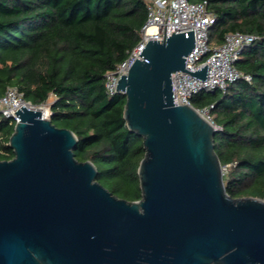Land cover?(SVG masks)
I'll return each mask as SVG.
<instances>
[{
  "label": "water",
  "instance_id": "95a60500",
  "mask_svg": "<svg viewBox=\"0 0 264 264\" xmlns=\"http://www.w3.org/2000/svg\"><path fill=\"white\" fill-rule=\"evenodd\" d=\"M193 30L149 39L126 74L124 118L143 137L142 197L127 200L74 155L69 128L21 104L0 160V264H264V199L226 191L214 125L174 102L172 74L204 79L186 56Z\"/></svg>",
  "mask_w": 264,
  "mask_h": 264
},
{
  "label": "trees",
  "instance_id": "16d2710c",
  "mask_svg": "<svg viewBox=\"0 0 264 264\" xmlns=\"http://www.w3.org/2000/svg\"><path fill=\"white\" fill-rule=\"evenodd\" d=\"M207 1L215 15L210 45L232 31L258 38L235 62L250 80L198 92L191 104L214 105L227 193L264 199V0ZM146 18V0H0V97L15 86L32 104H49L52 123L78 138L75 157L91 160L97 180L131 201L142 197L143 137L127 127L126 95L107 93L105 74L130 57ZM14 127L0 113V160L14 157L8 145Z\"/></svg>",
  "mask_w": 264,
  "mask_h": 264
},
{
  "label": "built area",
  "instance_id": "2783aa9c",
  "mask_svg": "<svg viewBox=\"0 0 264 264\" xmlns=\"http://www.w3.org/2000/svg\"><path fill=\"white\" fill-rule=\"evenodd\" d=\"M147 18L141 29V41L134 48L130 57L120 63L114 70L105 74V87L107 93L114 94L117 91V79L121 74L128 72L129 66L138 56L140 50L149 39H162L164 35L174 32L193 30L195 46L186 56V68L195 70L208 64L204 79L193 76L190 73L178 71L172 74L174 102L176 104H191V98L198 92L225 91L228 85L239 78L250 80V75L239 71L235 62L240 58L244 48L250 46L258 36L240 31L226 34L221 44L210 45L208 32L215 22V15L208 9V1L191 0H146ZM53 97V96H52ZM21 104H32L26 100L15 86H9L3 96L0 97V113L5 118H11L16 123L18 117L14 110ZM48 109L47 118H50L49 104L35 105ZM193 106V105H192ZM196 108V107H195ZM214 105L196 108L216 128L211 113Z\"/></svg>",
  "mask_w": 264,
  "mask_h": 264
},
{
  "label": "rangeland",
  "instance_id": "374dc122",
  "mask_svg": "<svg viewBox=\"0 0 264 264\" xmlns=\"http://www.w3.org/2000/svg\"><path fill=\"white\" fill-rule=\"evenodd\" d=\"M52 100H53V97H51L49 101H52Z\"/></svg>",
  "mask_w": 264,
  "mask_h": 264
}]
</instances>
